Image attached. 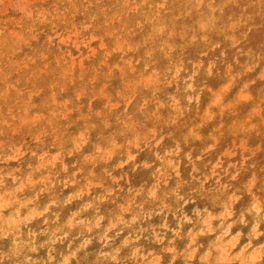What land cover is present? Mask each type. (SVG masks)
Here are the masks:
<instances>
[{
	"label": "clouds",
	"instance_id": "obj_1",
	"mask_svg": "<svg viewBox=\"0 0 264 264\" xmlns=\"http://www.w3.org/2000/svg\"><path fill=\"white\" fill-rule=\"evenodd\" d=\"M0 264H264V0H0Z\"/></svg>",
	"mask_w": 264,
	"mask_h": 264
}]
</instances>
